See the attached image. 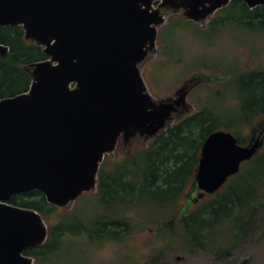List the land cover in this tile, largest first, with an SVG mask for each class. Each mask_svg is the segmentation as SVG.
I'll list each match as a JSON object with an SVG mask.
<instances>
[{
	"label": "water",
	"instance_id": "water-1",
	"mask_svg": "<svg viewBox=\"0 0 264 264\" xmlns=\"http://www.w3.org/2000/svg\"><path fill=\"white\" fill-rule=\"evenodd\" d=\"M234 1L251 10L264 6V0H0V27H22L48 56L26 67L28 91L0 101V264H37L29 251L49 241L43 214L12 204L16 196L38 191L52 206L73 207L96 190L107 156L121 144L159 137L185 105L193 80L175 97L159 99L142 72L157 50L165 10L204 23ZM10 52L0 41V57ZM263 147L264 140L240 144L224 129L209 134L197 201L218 193Z\"/></svg>",
	"mask_w": 264,
	"mask_h": 264
},
{
	"label": "rangeland",
	"instance_id": "rangeland-1",
	"mask_svg": "<svg viewBox=\"0 0 264 264\" xmlns=\"http://www.w3.org/2000/svg\"><path fill=\"white\" fill-rule=\"evenodd\" d=\"M240 8L231 6L217 12L207 20L210 21L207 26H204L207 22L196 23L186 20L182 14H170L158 40L162 50L167 51V59L159 61L152 55L143 65V76L150 94L159 99L173 95L197 73L229 77L226 83L198 86L188 100L197 111L208 109L217 123L222 124L219 129L237 134L246 145L251 128L264 118V114L245 117L242 89L246 85L241 79L253 72H264V24L229 19L233 15L241 16ZM188 117V114L183 115L171 122L178 124ZM151 146L152 142L140 141L129 151L120 146L105 160L104 176L116 179L125 167L130 170L135 167L138 171L133 173L134 178L125 180L126 184L135 183L141 177L145 153ZM122 180L118 182L123 184ZM191 188L192 183H189L177 201L164 206L156 200L141 202L135 196L139 191L132 194L128 189L124 193L135 196L132 203L129 197L127 200L120 198L124 193L106 203L90 193L71 208L42 213L50 232L58 228L69 230V225L77 224L78 220L81 227L93 229L98 220L106 218L109 222H125L124 228L113 225L108 229H125V233L119 235L128 239L124 244L105 243V240H92L91 234L74 229L78 234L73 230L60 237L55 253L35 257L37 264H125L132 258L145 264H264V195L247 207L241 222L228 221L211 229V235L208 232L211 238L204 250L193 243L182 221L181 210ZM179 256L183 258L179 260Z\"/></svg>",
	"mask_w": 264,
	"mask_h": 264
},
{
	"label": "trees",
	"instance_id": "trees-1",
	"mask_svg": "<svg viewBox=\"0 0 264 264\" xmlns=\"http://www.w3.org/2000/svg\"><path fill=\"white\" fill-rule=\"evenodd\" d=\"M241 7V16L236 15L241 23L252 24L259 21L264 24V6L251 10L244 2L234 1L229 6ZM235 18V15L231 17ZM237 19V21H238ZM236 21V20H235ZM0 41L10 47L11 52L7 56L0 57V101L13 97L29 90L32 76L26 67L31 64L46 60L48 56L44 49L25 38V31L20 26L9 28L0 27ZM241 83L246 86L242 89L245 99V117H251L254 113L253 101L257 99L259 107L264 100V72L258 71L242 77ZM264 103V102H263ZM264 105V104H263ZM206 109L178 124L170 125L166 131L157 137L150 150L145 153L146 162L143 171L138 173L141 177L129 183L127 178H134L133 173L138 171L135 167L120 171L122 174L116 179H108V194L111 201L117 195L130 189L133 194L139 191V201L156 200L162 206L171 204L179 199L189 183H193L199 166V154L207 136L220 130L222 124L217 123L212 113ZM225 128V127H224ZM227 129V128H226ZM237 136V134H235ZM240 144H245L237 136ZM173 161V165H170ZM127 165V164H126ZM119 179H123L121 184ZM123 191V192H121ZM121 195L122 200L132 203L135 196ZM264 195V149L251 161L245 163L242 171L231 179L228 186L215 195H206L198 202L194 198V207L187 216L182 217L183 224L193 243L206 250V241L209 239V231L228 221H242L247 207ZM207 199V200H205ZM12 204L25 208H32L47 213L54 211L56 207L50 205L41 192H33L16 196ZM66 226V225H65ZM65 228V227H64ZM237 227H235L236 229ZM67 230V231H66ZM74 229L58 228L51 231L52 243H47L41 248L29 251L34 257H47L57 249L56 243L68 231ZM62 231L61 233H58ZM66 231V232H64ZM75 231V230H74ZM74 234H78L77 231ZM51 239L49 241H51Z\"/></svg>",
	"mask_w": 264,
	"mask_h": 264
},
{
	"label": "flooded vegetation",
	"instance_id": "flooded-vegetation-1",
	"mask_svg": "<svg viewBox=\"0 0 264 264\" xmlns=\"http://www.w3.org/2000/svg\"><path fill=\"white\" fill-rule=\"evenodd\" d=\"M165 11L168 12V16L170 14H182V13H174L171 9H167ZM229 19L232 20V18H229ZM233 20H236V15H235V18H233ZM219 21L220 20L214 21L213 24L214 25H217L219 23ZM168 22H169V18H168L166 24H168ZM208 24H210V21H207V23L204 26H207ZM162 27H160L159 33H160V30H161ZM215 27H218V26H215ZM165 51H163L162 48L158 44L157 50L154 51V52H152L149 55V58L152 55H154V57L156 58V60L165 61L167 59V53H166L167 51L166 52ZM144 64H145V62L142 64V72H143V67H144L143 65ZM192 80H193V83L190 84V88L188 90L187 100L185 102V105L182 104L181 106L178 107L177 111L175 112V118H174L173 121H175L176 119H179V118L183 117V115H187L188 114V116L190 117V116H193V115L201 112V110L197 111L195 109V107L188 100L189 95L192 93V91H194V89H196L198 86H201V85H209V84L219 85L221 83H226L229 80V77H221L219 75H208L206 73H197V74H194L190 79H187L184 82V84L182 86H180L175 91V93L173 95H171L170 97H175L176 94H177V92L180 90V88L183 87L187 82L192 81ZM170 97H168V98H170ZM160 99H167V98H160ZM256 100L257 99H254V101H253V110H254L253 113L255 115L264 114V105H263L264 104L263 103L264 100L261 103V106H263L262 108L259 107V103ZM170 125H172L171 122H170L169 126ZM155 139H150V140H147V141H140V142L141 143H149V142H153ZM261 140H264V118H261L251 128V131L249 132V142H248V144H246V146H248L250 144L255 145V144H257ZM136 142L137 141H135V142H133L132 144H129V145L121 144V146L123 145L124 148H125V150H128L129 151L131 149V146L134 145ZM263 149H264V147L261 150H263ZM261 150H260V152H261ZM107 157H106V159H107ZM197 172H198V169H197ZM196 176H197V173H196ZM196 176H195V179H194V181L192 183L191 191H190L189 195L186 197L185 205H184V207L181 210V216L182 217L183 216H187L188 213L191 212V210L193 209V207H194V203H193L194 200L193 199L196 198L197 196L199 197V195L201 193H203V191L199 188L198 185H196V187L194 186L195 183H196ZM98 179L99 180H98L97 188L91 194L95 196V199H98V200H100V201H102L104 203L110 202L111 199H110V196L108 194V189H107L108 186H109V183H108L107 180L108 179H111V178L109 177V175L107 177L104 176V173H103V165L101 167V171L99 173ZM231 179L229 180L228 184L224 186V188L230 184ZM87 195H90V194H87ZM196 201H197V198H196ZM56 209H58L59 211L64 210V209H59L57 207H56ZM98 221L99 222L96 223V225H95V227H93V229L92 228L91 229H88V226H86V227L85 226L84 227L82 226L81 227L82 224H81V222L79 220L77 221V224H76V222L75 223L73 222V225H69V227H71L73 229H78L80 231L82 230L83 233L86 232L88 234H91V236H92L91 239L92 240H105L106 241L105 243L111 242V243H115V244H124V243H127L126 242L127 241L126 239H128V237L123 236V235H119L121 233H125V229H122V230H109L108 229L111 226L113 227V225L116 226V227L124 228L125 227V225H124L125 222H109L106 218L105 219H100ZM208 238H211V236H209ZM50 239H51V232H50V227H49V240ZM206 243L209 244L208 243V240L206 241ZM179 257L180 258H183L182 256H179ZM179 257H178V259H179ZM135 259L134 258L128 259L125 262V264H145L142 261H140L138 258L136 260Z\"/></svg>",
	"mask_w": 264,
	"mask_h": 264
}]
</instances>
